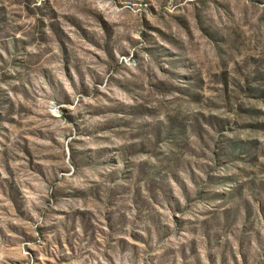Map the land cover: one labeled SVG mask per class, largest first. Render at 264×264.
Returning <instances> with one entry per match:
<instances>
[{"label":"rangeland","instance_id":"1","mask_svg":"<svg viewBox=\"0 0 264 264\" xmlns=\"http://www.w3.org/2000/svg\"><path fill=\"white\" fill-rule=\"evenodd\" d=\"M0 264H264V0H0Z\"/></svg>","mask_w":264,"mask_h":264}]
</instances>
